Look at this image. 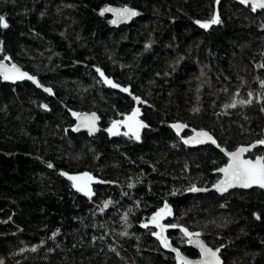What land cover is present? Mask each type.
<instances>
[{
    "label": "trees",
    "instance_id": "16d2710c",
    "mask_svg": "<svg viewBox=\"0 0 264 264\" xmlns=\"http://www.w3.org/2000/svg\"><path fill=\"white\" fill-rule=\"evenodd\" d=\"M108 5L139 14L115 26ZM0 16V59L51 90L0 79V264H175L153 236L151 216L165 206L164 236L185 256L197 251L180 227L221 247L222 264H264V192H190L211 186L227 159L183 141L191 128L226 150L264 140V9L239 0H0ZM80 111L98 114L95 134L72 131ZM133 112L145 125L139 139L118 123ZM246 156L264 157V145ZM82 172L95 179L90 196L68 179Z\"/></svg>",
    "mask_w": 264,
    "mask_h": 264
},
{
    "label": "snow or ice",
    "instance_id": "6c2138e0",
    "mask_svg": "<svg viewBox=\"0 0 264 264\" xmlns=\"http://www.w3.org/2000/svg\"><path fill=\"white\" fill-rule=\"evenodd\" d=\"M241 3H248L249 0H240ZM252 10L256 11L257 8L264 9V0H254L251 4ZM104 11L113 12V14L117 17L116 20L112 21L113 23H117L121 20H127L131 17L137 16L139 13L136 11L130 10L128 8L117 9L113 10L110 8L105 9ZM104 12H101L103 15ZM199 23V22H198ZM220 23L219 17H214L210 24H218ZM209 23H201V28H208L210 26ZM0 27L7 28L8 24L5 22V18L0 16ZM99 72V69H97ZM0 75L3 76L5 80H18V79H29L33 80V77L29 76L27 73L21 72L15 65H12L11 68L5 67L3 64H0ZM100 75L103 77V73L101 72ZM104 82L111 87H117V85L113 84L111 80L105 78ZM46 91H51L50 89H45ZM122 91H127V89H122ZM243 103V102H242ZM229 107H235V103L229 105ZM138 112V110H137ZM137 112H133L132 116L128 117L127 121H125V126L129 128V131L135 135L136 139H139V128L145 127L142 123L136 121L135 122V129L133 128L132 124H129L128 121H135V117ZM73 115H77L73 113ZM95 120L96 117L93 115L92 117H84L81 119V127L88 128L89 132L95 131ZM118 124L114 123L112 128L109 129V132L113 135L118 134V132L114 131V129L118 128ZM179 132V129L182 127L181 125H174ZM127 135L128 133H124ZM199 137L206 138L207 140L215 143L211 136H209L206 132L199 133ZM186 144L190 143L189 140L184 141ZM194 142L196 143H203L204 139H196ZM259 144L264 145V140L259 141ZM245 148H240L236 152L229 154V161L230 163L226 168L221 169L224 173V180L220 181V183L216 186L217 191L225 192L229 188L232 187H243L249 188L253 185L264 189V157L257 158L255 160L251 159H242V154L246 151ZM51 167V165H49ZM69 180L73 181V186L76 187L77 191L83 192L85 195L90 196L91 190L88 188V183L92 181V177L84 174L83 176H69ZM77 181H81L83 183H77ZM190 191L196 192L201 191V189H197L195 187L191 188ZM107 207V204L105 205ZM171 215V210L165 206L164 209L157 212L152 218V224L160 229L159 233H155L157 239L160 241L161 245L165 248H170V244L168 239L163 235L165 231L164 225L161 224V220L166 216ZM259 218V217H257ZM147 227L148 225H144ZM171 227H176L175 224L171 225ZM180 231L183 232L184 236L188 238L189 243H195L197 247H199L201 254L206 258L204 264H221L217 252L207 248L203 243H201L198 239L200 233H191L186 228H180ZM196 237L197 239H194ZM178 260H180V264H188V261L184 260L183 257L180 256V253H176Z\"/></svg>",
    "mask_w": 264,
    "mask_h": 264
},
{
    "label": "water",
    "instance_id": "95a60500",
    "mask_svg": "<svg viewBox=\"0 0 264 264\" xmlns=\"http://www.w3.org/2000/svg\"><path fill=\"white\" fill-rule=\"evenodd\" d=\"M252 2H254V0H249V2L248 3H245V4H249L251 6ZM107 8H110V9H113V10L128 8L130 10H133V8H131L129 6H122V5H108ZM257 9H261V8H257ZM107 12L111 15V20L112 21H114V20L117 19V17L113 14V12H109V11H107ZM131 19H132V17L130 19H127V20H121V21H118L117 23H113V22L112 23H113V25L118 26V25H121V24H124V23L130 21ZM0 64H3L7 68H11L12 65H15L21 72L27 73L29 76L33 77V80H29V79H26V78L25 79H18V80H5L3 78V76L0 75V79H1L2 82L15 83V82H21V81H28V82L32 83L35 87H37L40 90H42L43 92L50 94L51 91L49 92V91H46L45 90V89H50L49 87L41 84L38 81V79H37V77L35 75H32L29 72L23 70L16 62L11 61V60L5 61L3 59H0ZM76 114L77 115H75V116L73 115L74 122H73V125H72V128H71L73 132H75V133L85 132L87 135H93V134H95L98 131L100 118H99V116H98V114L96 112H94V111H80V112H76ZM93 115L96 117V120H95V131H93V132L90 133L89 130H88V128L81 127L80 125H81V119L82 118H84V117H92ZM205 132L209 136L212 137V139L215 141V143H212L211 141L207 140L206 138H203V137H199L198 136L199 133H205ZM196 139H204V142L203 143H196V142H194ZM185 140H189L190 141V143H187V144L184 142L188 146L201 145V144H210V145L214 146L216 149H218L220 152H222L224 154V156L226 157V159H227L226 164L216 170V172L219 174V178L211 186H208V187H195L197 189H201V191L193 192V191H190L189 190L192 193H200V192H206V191H214V192H217L218 194H223V193L226 192V191L225 192L217 191V187L216 186L220 183V181L224 180V173L222 171H220V170L223 169V168H226L228 166V164L230 163V161H229V154L230 153L236 152L240 148H245L247 150L242 154V159L255 160V159L261 157V156H255L253 158H250V157L246 156V153L248 151H251L255 146H257L259 144L258 142H252V143L246 144V145H239V146H237L233 150H226L223 147H220L218 145V143L216 142L215 138L207 130H204V129H194V128H191L189 135L186 136L183 139V141H185ZM252 187L261 189L260 187H258L256 185H253ZM234 188L248 189V188H243V187L237 186V187L229 188L228 190L234 189ZM249 188H251V187H249ZM261 190L264 192V189H261ZM154 215L155 214H153L151 217H153ZM180 228H183V227H180ZM159 232H160V229L156 227V230H155L153 236L160 243V241L157 239V236L155 235V233H159ZM191 233H196V232L192 231ZM163 235H164V233H163ZM185 239H186L185 244L187 246L192 247L193 249H195L197 251V253H198V256L197 257H187V256H185L177 247L173 246L169 242V240H168V242L170 244V248L163 247L161 245V243H160V245L162 246V248L164 250H166L168 252H171L173 254L174 260H175V264H180V260H178L177 255H176L177 252L180 253V256L183 257L184 260L188 261V264H204V261H205L206 258L201 254L199 247H197L195 243H189L187 237ZM194 239H197V238L194 237ZM198 239L207 248H210L211 250L217 252V255L219 257V260H220V262L222 264V259H221L220 254H219L220 253L219 251H220V248L221 247H218V248L210 247L200 237H198Z\"/></svg>",
    "mask_w": 264,
    "mask_h": 264
},
{
    "label": "rangeland",
    "instance_id": "374dc122",
    "mask_svg": "<svg viewBox=\"0 0 264 264\" xmlns=\"http://www.w3.org/2000/svg\"><path fill=\"white\" fill-rule=\"evenodd\" d=\"M135 122L136 121H128V123L129 124H132L133 125V128L135 129ZM120 125H124L125 126V121L123 120V121H119L118 122ZM126 127V126H125ZM84 174H87L88 176H90V177H92L89 173H87V172H82V173H78V174H75V175H72V176H77V177H79V176H83ZM95 179H94V177H92V181H94ZM92 181L90 182V183H88V188H90V185H91V183H92ZM72 182V185H73V181H71ZM77 183H83V182H81V181H77ZM74 188H76V187H74ZM83 193V192H82Z\"/></svg>",
    "mask_w": 264,
    "mask_h": 264
},
{
    "label": "flooded vegetation",
    "instance_id": "af4514ba",
    "mask_svg": "<svg viewBox=\"0 0 264 264\" xmlns=\"http://www.w3.org/2000/svg\"><path fill=\"white\" fill-rule=\"evenodd\" d=\"M161 224H162V223H161ZM162 225H163V224H162ZM154 229L156 230V227H155ZM182 233H183V232H182ZM183 236H184V234H183ZM184 238H186V237L184 236ZM185 241H186V239H185ZM189 247H190V246H189ZM197 256H198V253H197ZM197 256H196V257H197Z\"/></svg>",
    "mask_w": 264,
    "mask_h": 264
}]
</instances>
